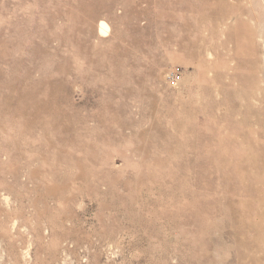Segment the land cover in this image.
Here are the masks:
<instances>
[{
  "label": "rangeland",
  "instance_id": "374dc122",
  "mask_svg": "<svg viewBox=\"0 0 264 264\" xmlns=\"http://www.w3.org/2000/svg\"><path fill=\"white\" fill-rule=\"evenodd\" d=\"M231 18L258 31V72L226 71ZM263 60L264 0H0V264H252L239 201L260 199L264 264V184L235 152L264 146ZM241 73L261 102L227 116L218 87Z\"/></svg>",
  "mask_w": 264,
  "mask_h": 264
},
{
  "label": "bare ground",
  "instance_id": "6f19581e",
  "mask_svg": "<svg viewBox=\"0 0 264 264\" xmlns=\"http://www.w3.org/2000/svg\"><path fill=\"white\" fill-rule=\"evenodd\" d=\"M223 21H224V23H223ZM225 21H227V20H222V22L221 23H219V27H221L220 29H219V31L217 30V29H213L212 30V32L213 33H211L212 35L213 34H216V33H214L215 32V30H217L218 32H220L221 34H222V36L224 35V36H228V35H232L233 37H235L236 38V40L237 39H239V40H237V43H239V44H237L238 45V48H239V54H240V58L241 59H237L236 61H239V63L237 62V63H234V68L235 69H233V70H229V69H231V67L227 64L226 65V63L224 64V66L226 65V67H223V69H224V71L226 70V69H228L229 67V69L228 70H226L227 72L228 71H232V73H234L233 71L235 70V72L237 71V72H239L240 70V68H243L245 71H246V69H248V70H251L252 68H254V70H256L257 68V70H256V72H258L260 69V67H259V62L257 63V61L256 60H252L251 58L249 59V62H248V60H246V59H244L245 58V55H246V57L248 56L247 55V53H245L246 52V48L248 49V47H251V51L252 50H254L253 48H254V44L253 43H256L255 41L253 42V38H257V36H256V33H258V31L256 30V32H254V30L253 29H249V31H248V34L246 35V34H243L242 32H241V30H239L238 32H235L234 31V29L236 28V26H237V20H235L234 18H231L230 19V23L229 22H225ZM236 21V22H235ZM217 22V21H216ZM215 22V23H216ZM218 25V24H217ZM217 28H219L218 26H216ZM209 29V28H208ZM222 30V31H221ZM205 31V30H204ZM207 31V30H206ZM109 27H108V25H107V23L105 22V21H103V20H99L98 21V23H97V35L98 36H100V38H102V37H106L109 33ZM204 33V32H203ZM202 33V34H203ZM201 34V35H202ZM218 34V33H217ZM212 35H211V37L210 38H213V37H215V36H213L212 37ZM203 36H204V34H203ZM207 36V35H206ZM255 36V37H254ZM207 37H209V35L207 36ZM240 39H242V41H248V43H246L248 46H244V43L242 44V41H240ZM201 41V40H200ZM227 41V43H228V40H226ZM203 41H201L200 43V45L202 46V44H204V43H206V42H204V43H202ZM211 42H212V39H211ZM230 43V42H229ZM198 45H199V43H197ZM211 44V43H210ZM245 44V45H246ZM199 45V46H200ZM212 45V44H211ZM240 45H243V47L242 46H240ZM205 46H207V45H205ZM204 46V47H205ZM209 46V45H208ZM213 46V45H212ZM244 47H245V49H244ZM208 48V47H207ZM211 48V47H210ZM210 48H208L207 49V52H208V54H205L206 52H204V54L205 55H210V53H209V50H210ZM197 49H198V47H197ZM200 50H201V47L199 48ZM202 49H203V47H202ZM225 49V48H224ZM226 50H227V48H226ZM230 49H228L227 51H229ZM245 50V51H244ZM202 51H204V50H202ZM206 51V50H205ZM226 51V52H227ZM230 51H232V50H230ZM249 51H250V49H249ZM255 51V50H254ZM254 51H252V54H253V52ZM199 52H201V51H199ZM228 53V52H227ZM200 53H197V58L198 59H200L199 58V55ZM202 54V53H201ZM200 54V55H201ZM251 54V55H252ZM256 54V53H255ZM249 55H250V52H249ZM228 56V58L230 59L231 57H229L230 55H227ZM257 56V55H256ZM233 57V56H232ZM250 57V56H249ZM248 57V58H249ZM225 59V60H229V59ZM258 58V57H257ZM198 59H197V61H198ZM232 59V58H231ZM256 59V58H255ZM236 61H234V58H233V60H231L230 62H236ZM259 61V60H258ZM264 61V60H263ZM254 62V63H253ZM227 63H229V61L227 62ZM235 64H236V66H235ZM258 65V66H257ZM208 66H209V72L212 70V69H214L215 68V64H213V63H211V62H209L208 63ZM223 66V65H222ZM256 67V68H255ZM220 68H221V66H220ZM222 69V68H221ZM253 70V71H254ZM244 71V72H245ZM252 71V70H251ZM250 71H247V73H249ZM229 73V72H228ZM246 73V72H245ZM250 73H254V72H250ZM257 75V74H256ZM214 77V79H216L217 77L216 76H213ZM257 78H258V76H256ZM225 78H226V76H225ZM251 78L252 77H250V76H245V74H243V73H241V74H239V75H234L233 77H231L230 79H229V81L230 82H233V83H235V82H238L239 80H244V85L245 86H247L246 88L245 87H240V88H235V87H230V86H221V87H218L219 88V90H218V94H220L221 95V93H224V99H223V101H222V103H220V106L221 107H224V112H225V114L227 115V116H229L230 115V113H233V114H235V115H237V114H240L241 115V113H240V110H241V108H243V110H245L246 112L249 110H251V109H253L254 108V105H255V102H261L260 101V98H258V96H256V95H258V91H260V89L259 88H256V90L255 91H253L252 90V88L250 87V84H252V80H251ZM260 78V77H259ZM226 80V79H225ZM256 80V79H255ZM227 81V80H226ZM259 81H260V79H259ZM226 83V82H225ZM257 84H258V82H256ZM260 83V82H259ZM228 84H231V83H228ZM255 83H253V85H254ZM179 86V85H178ZM237 86V85H236ZM255 94V95H254ZM254 95V96H253ZM264 100V99H263ZM233 101H238L239 102V104H238V107H236V106H234V104H233ZM264 102V101H263ZM258 107L256 108V111H258ZM261 109V110H260ZM259 109V111H262V109L263 108H260ZM252 111H254V110H252ZM229 113V114H228ZM250 113H252V112H250ZM255 114V113H254ZM257 114V113H256ZM255 114V115H256ZM261 114H263V113H260V115ZM244 115V114H243ZM242 115V116H243ZM237 116H239V115H237ZM245 116V115H244ZM257 116V115H256ZM258 116H259V114H258ZM262 116V115H261ZM264 116V115H263ZM246 117H248V116H246ZM251 117V116H250ZM242 118L243 117H241V121H243L244 122V120H242ZM262 118H264V117H262ZM247 119V118H246ZM245 119V120H246ZM249 119V118H248ZM254 119H257V118H254ZM226 120V119H225ZM238 119H236V121H237ZM240 120V119H239ZM238 120V121H239ZM261 120V121H260ZM263 119H258V121L261 123L262 122V125H263V123H264V120L262 121ZM247 121V120H246ZM257 120L256 121H254V122H257V123H259ZM227 122V121H226ZM243 122H240V123H238V125L239 124H242ZM235 124H236V122H234ZM245 123V122H244ZM243 123V124H244ZM251 123H253V122H250V124ZM257 123H256V125L255 124H252L251 126H254L255 125V127L257 126ZM258 125H261V124H258ZM225 126V125H224ZM241 126V125H240ZM243 126V125H242ZM258 127V126H257ZM260 128H262V127H260ZM264 128V127H263ZM228 129V128H227ZM226 129V127L224 128V131L225 132H223V136L219 139V141H220V145H221V150H220V152H221V157L220 158H222L221 160H223V157H224V152H225V148L223 147V145H224V143H226L227 141H228V139H227V130ZM243 130V129H242ZM241 130V131H242ZM244 132H246V131H244ZM250 133H251V131H250ZM255 135V134H254ZM241 137V140L239 141V143H238V145L236 144V146L238 147V150L236 149H234L233 147V149L235 150V152L237 153V151H238V157L236 158V161H237V165L236 166H238L239 168L240 167H244L245 168V166L244 165H246V168H248L249 167V169H250V172H251V174L253 175V177H254V179H255V186H253V188H250V189H253V192H258V191H260L261 190V187H260V189H259V184L261 183V185L260 186H262L263 184H264V174H262L261 176H260V174L258 173V171H256V170H258L257 168H258V166H260L261 168L262 167H264V162H263V158H264V146H260V144H259V140H248L249 141V144H253V143H251V142H253L254 141V147H253V145H252V147H250L249 149H247V150H245V149H243V147H247V146H243V143H246V140H247V134L245 133V135H244V133L240 136ZM264 142V140L262 141V145L264 144L263 143ZM234 152V153H235ZM236 161H235V164H236ZM259 161L261 162V164L259 163ZM241 165V166H240ZM243 165V166H242ZM248 166V167H247ZM259 167V168H260ZM243 168V169H244ZM242 168H241V170H243ZM236 170H238L237 168H236ZM246 170V169H245ZM248 170V169H247ZM241 171L239 170V173H237L236 175H238V177L240 178L239 180H243V183H244V181H246V176L248 175H243L242 173H240ZM249 177L251 176V175H248ZM258 176L260 177V181H257V179H259L258 178ZM247 179H248V177H247ZM251 179H253V178H250V180ZM221 180V179H220ZM253 181V180H252ZM248 182H249V179H248ZM231 183V182H230ZM250 184H252L253 185V183H251V181H250ZM248 185L249 184H243V186L244 187H246V188H248ZM241 195V194H240ZM242 196V195H241ZM247 197V196H246ZM261 197V196H260ZM262 198V197H261ZM232 200H233V198H231ZM240 200H241V198H240ZM234 201V200H233ZM255 200L253 201H251V200H241V201H239V209L241 210L240 211V214H241V217H240V215H239V217L241 218L238 222H240V225H239V230L241 231L240 233H246L247 235H246V239H243L244 241H245V243H247L248 244V246L249 247H251V243H252V245L253 244H255L254 246H255V248L253 249V247L251 248V249H249L250 251L249 252H247V255H245L246 256V258H248V259H250V261L252 262V264H260L259 263V258L256 256L257 255V253H258V250L260 249V244H262L261 242H262V240H261V238H262V236H260V233L262 234V227H261V222L262 221H260V216H259V212H260V207L262 206V203H263V201L260 199L259 200V205L257 206V208L255 207ZM8 203V202H7ZM224 203V202H223ZM222 203V204H223ZM235 203V202H234ZM220 206V205H219ZM236 206V205H235ZM234 205H233V203L230 201V203H229V205L227 206V207H224L225 208V212H226V210H234V212H236L235 210L236 209H232L233 207H235ZM238 209V208H237ZM238 209V210H239ZM229 210H228V212H229ZM261 213V212H260ZM230 214V213H229ZM262 214V213H261ZM237 216V215H236ZM230 221V220H229ZM263 224V223H262ZM238 227H236V229H237ZM11 229V228H10ZM235 229V230H236ZM233 231V230H232ZM253 231H255L256 232V234H255V236L252 234V232ZM234 232V231H233ZM235 233V232H234ZM238 233V232H237ZM234 235V234H233ZM234 236H236V234L234 235ZM245 236V235H244ZM241 238V237H240ZM243 244V243H242ZM241 252V251H240ZM241 254H242V252H241ZM243 255V254H242ZM238 258H240V261L242 262V258L239 256ZM243 263V262H242ZM244 264V263H243Z\"/></svg>",
  "mask_w": 264,
  "mask_h": 264
},
{
  "label": "built area",
  "instance_id": "2783aa9c",
  "mask_svg": "<svg viewBox=\"0 0 264 264\" xmlns=\"http://www.w3.org/2000/svg\"><path fill=\"white\" fill-rule=\"evenodd\" d=\"M183 71L180 67H170L165 75V84L172 88H178V85L182 82Z\"/></svg>",
  "mask_w": 264,
  "mask_h": 264
}]
</instances>
